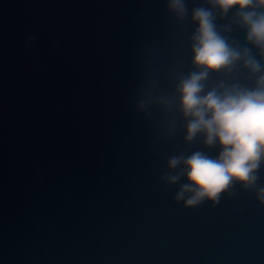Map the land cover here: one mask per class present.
<instances>
[{"label": "water", "instance_id": "95a60500", "mask_svg": "<svg viewBox=\"0 0 264 264\" xmlns=\"http://www.w3.org/2000/svg\"><path fill=\"white\" fill-rule=\"evenodd\" d=\"M165 5L0 0V264H264L253 192L185 209L183 179L160 181L173 155H218L185 145L179 117L169 136L173 117L136 109L148 82L170 92L189 70L193 26Z\"/></svg>", "mask_w": 264, "mask_h": 264}, {"label": "clouds", "instance_id": "9594fccd", "mask_svg": "<svg viewBox=\"0 0 264 264\" xmlns=\"http://www.w3.org/2000/svg\"><path fill=\"white\" fill-rule=\"evenodd\" d=\"M165 7L176 23L193 26L189 70L168 74L170 92L148 82L136 109L156 108L161 117H173L169 136L179 117L185 145L199 140L202 149H216L218 155L203 150L173 155L160 181L171 187L183 179L174 202L185 209L205 202L214 207L237 186L253 192L264 207V184L257 187L264 167V0H202L191 11L186 0H166ZM235 30L244 33L242 44L232 37ZM35 39L27 36L24 48ZM211 77L220 79L210 83Z\"/></svg>", "mask_w": 264, "mask_h": 264}]
</instances>
